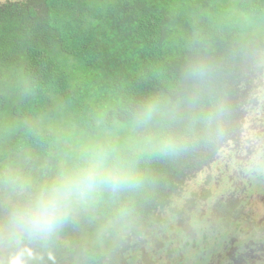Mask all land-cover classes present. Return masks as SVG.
<instances>
[{
    "label": "trees",
    "instance_id": "16d2710c",
    "mask_svg": "<svg viewBox=\"0 0 264 264\" xmlns=\"http://www.w3.org/2000/svg\"><path fill=\"white\" fill-rule=\"evenodd\" d=\"M263 77L264 0L0 1V264H109L239 146ZM96 146L138 180L74 202L50 237L15 228Z\"/></svg>",
    "mask_w": 264,
    "mask_h": 264
},
{
    "label": "rangeland",
    "instance_id": "374dc122",
    "mask_svg": "<svg viewBox=\"0 0 264 264\" xmlns=\"http://www.w3.org/2000/svg\"><path fill=\"white\" fill-rule=\"evenodd\" d=\"M260 103L245 121L239 146L231 143L224 148L211 167L189 181L166 212L154 217L148 232L124 243L122 254L111 253L109 264H206L205 239L212 244V253L219 251L225 239L235 240L240 251L248 245L247 253L264 246V204L260 201H264V80ZM59 121L46 127L55 129ZM128 129L118 124L108 134L118 140ZM223 202L233 208L228 215L220 210ZM239 210L244 211L243 222L235 227L232 218ZM209 223L219 227L221 239L210 236ZM107 228L106 223L100 229ZM257 253L263 255L264 249ZM245 264H264V260L247 257Z\"/></svg>",
    "mask_w": 264,
    "mask_h": 264
},
{
    "label": "clouds",
    "instance_id": "9594fccd",
    "mask_svg": "<svg viewBox=\"0 0 264 264\" xmlns=\"http://www.w3.org/2000/svg\"><path fill=\"white\" fill-rule=\"evenodd\" d=\"M137 180L138 176L113 158L108 148L93 147L87 150L80 167L60 173L28 205L18 208L12 215V224L30 235L50 237L66 221L74 202L102 185L116 189ZM12 264H20V260L14 259Z\"/></svg>",
    "mask_w": 264,
    "mask_h": 264
},
{
    "label": "flooded vegetation",
    "instance_id": "af4514ba",
    "mask_svg": "<svg viewBox=\"0 0 264 264\" xmlns=\"http://www.w3.org/2000/svg\"><path fill=\"white\" fill-rule=\"evenodd\" d=\"M260 201L264 204V201L262 200ZM220 210L223 212V215H228V211H232L233 208L230 204H225V202H223V204H221ZM243 214H244L243 210L236 211L234 218H232L233 222L235 223V227H238L243 222L242 217H240ZM210 219L211 218L208 219L209 222L211 221ZM217 219H220V217H217ZM262 219L263 218H261L260 220ZM209 228H210L209 233L212 238H214L215 240L221 239L220 237L221 232L218 229L219 227H217L216 225L215 227H213V225H210L209 223ZM233 229L234 231L237 230L236 228H233ZM216 230H219V231H216ZM213 234H216V236L214 237ZM263 236H264V233H263ZM234 241L235 240L230 241V240L225 239L224 243H221V247L219 251L216 253H212V244H210L205 239L204 241L205 254L209 255L206 264H245L247 257H254L259 260L260 259L264 260V254L262 255L261 253V255H259L257 253L258 250L264 249L263 245L257 246V248L255 249L252 248L251 251L247 253L246 250L250 248L248 245L244 246L246 250L242 248V251H240L238 246L234 243Z\"/></svg>",
    "mask_w": 264,
    "mask_h": 264
}]
</instances>
